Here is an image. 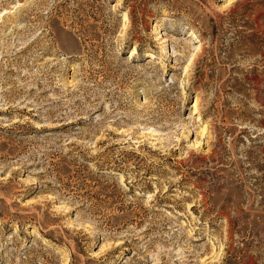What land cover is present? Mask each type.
Here are the masks:
<instances>
[{
    "label": "rangeland",
    "instance_id": "374dc122",
    "mask_svg": "<svg viewBox=\"0 0 264 264\" xmlns=\"http://www.w3.org/2000/svg\"><path fill=\"white\" fill-rule=\"evenodd\" d=\"M0 264H264V0H0Z\"/></svg>",
    "mask_w": 264,
    "mask_h": 264
},
{
    "label": "bare ground",
    "instance_id": "6f19581e",
    "mask_svg": "<svg viewBox=\"0 0 264 264\" xmlns=\"http://www.w3.org/2000/svg\"><path fill=\"white\" fill-rule=\"evenodd\" d=\"M194 42L195 41H197V40H199L197 37H194ZM135 51V50H134ZM132 55H134V52H133V54ZM131 58H133V56H131ZM194 113L196 114V113H199L200 112V107H199V104H197V103H195V105H194ZM203 132H205V129H204V131Z\"/></svg>",
    "mask_w": 264,
    "mask_h": 264
}]
</instances>
